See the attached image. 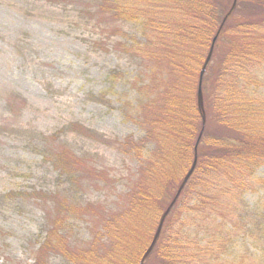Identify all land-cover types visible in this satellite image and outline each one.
<instances>
[{
    "label": "rangeland",
    "instance_id": "rangeland-1",
    "mask_svg": "<svg viewBox=\"0 0 264 264\" xmlns=\"http://www.w3.org/2000/svg\"><path fill=\"white\" fill-rule=\"evenodd\" d=\"M139 38L141 30L115 18L102 0H0V264H33L57 217L67 245L101 252L111 243L103 220L146 178L141 170L154 149L146 141L141 152L129 150L128 140L145 137L134 119L169 80L167 65L142 58L132 45ZM261 75L250 89L264 98ZM64 151L73 156L67 165L58 158ZM184 175L168 184L169 200ZM255 176L264 178V165ZM243 199L249 209L261 206L264 186ZM158 218L141 222V242L150 232L147 247ZM261 220V227L234 223L221 242V264H264ZM209 247L198 249L201 262L215 264ZM45 260L72 264L64 248L49 250Z\"/></svg>",
    "mask_w": 264,
    "mask_h": 264
},
{
    "label": "trees",
    "instance_id": "trees-1",
    "mask_svg": "<svg viewBox=\"0 0 264 264\" xmlns=\"http://www.w3.org/2000/svg\"><path fill=\"white\" fill-rule=\"evenodd\" d=\"M102 5L141 30L132 45L142 58L167 65L164 91L134 119L143 125L145 137L126 143L137 153L146 141L154 149L141 170L146 178L138 179L126 203L103 220V232L111 239L106 249L67 245L59 236L57 217L33 264H48L45 255L54 247L64 248L72 264H139L150 237L147 231L149 237L141 242L143 218L160 219L172 200L168 184L186 174L194 158V170L143 264H208L198 251L208 245L215 264H221L220 248L236 231L234 223L248 220L261 227L264 219L259 211L261 207L264 216V201L249 209L243 199L248 190L264 186V178L255 176L264 165V98L250 89L257 74L264 78V0H102ZM246 6L253 13L237 15ZM218 30L200 83L203 124L199 74ZM72 157L67 151L58 156L66 165Z\"/></svg>",
    "mask_w": 264,
    "mask_h": 264
},
{
    "label": "water",
    "instance_id": "water-1",
    "mask_svg": "<svg viewBox=\"0 0 264 264\" xmlns=\"http://www.w3.org/2000/svg\"><path fill=\"white\" fill-rule=\"evenodd\" d=\"M233 6H234V4L232 5V8H233ZM220 28H221V26H220ZM219 30L217 31V33L213 37L212 44H211V46L209 48V51H208V53L206 55V58H205V60L203 62V66H202V69H201V72H200L199 87H198V92H197V104H198L199 110L202 113V122H203V124L205 123V115H204V112H203V98H202V91H201L200 83H201L202 75L205 72V69H206V67H207V65H208V63L210 61V58H211V55H212V50H213V44H214V42H215V40L217 38ZM195 164H196V158H194L191 167L189 168L187 173L184 175V177H183V179H182V181H181V183H180V185H179V187L177 189V192L175 193L174 197L172 198V200L170 201V203L168 204V206L166 207V209L162 213V215H161V217L159 219L158 225L156 227V230L154 232V235L152 237V240H151L150 244L148 245L147 249L145 250L144 254L142 255L139 264H143L145 262V260L147 259L148 255L150 254V252L152 251V249H153V247H154V245H155V243L158 240V237L160 235L164 219H165L166 215L168 214L170 208L175 203V201H176L179 193L181 192V189L183 188L184 184L186 183V181L188 180V178L192 174V172L194 170V167H195Z\"/></svg>",
    "mask_w": 264,
    "mask_h": 264
}]
</instances>
